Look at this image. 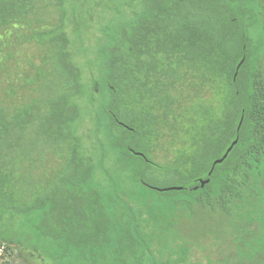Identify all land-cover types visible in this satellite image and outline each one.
I'll use <instances>...</instances> for the list:
<instances>
[{"label": "trees", "instance_id": "1", "mask_svg": "<svg viewBox=\"0 0 264 264\" xmlns=\"http://www.w3.org/2000/svg\"><path fill=\"white\" fill-rule=\"evenodd\" d=\"M118 1L0 0V46L21 26L38 51L28 50L35 72L0 95V245L45 264L264 262V0L123 1L135 18L104 63L110 172L76 132L83 83L67 27L83 37L92 28L80 31L77 17L120 14ZM183 89L194 96L186 107ZM166 124L188 138L162 165L153 127Z\"/></svg>", "mask_w": 264, "mask_h": 264}, {"label": "rangeland", "instance_id": "2", "mask_svg": "<svg viewBox=\"0 0 264 264\" xmlns=\"http://www.w3.org/2000/svg\"><path fill=\"white\" fill-rule=\"evenodd\" d=\"M123 1H118L121 4V8H119L120 14H116L114 9L112 10L106 6L107 8L103 10V7L97 9L96 17H94V14H87L88 18L86 21H83V17L78 16L76 24L78 23L80 31L84 27L90 26L92 28L83 37L73 31V26L70 22L67 27L71 39L70 49L73 61L81 69L83 83L82 94L74 99L81 113L80 118L75 124L76 132L82 138L86 153L93 157L98 171L108 169L110 172H113L116 166L117 151L112 147L113 138L110 134V128L106 126L109 116L106 114L105 107L109 101V92L104 82V63L105 53L113 45L117 29L123 23L135 18ZM125 1V3L133 2L136 4H131L133 10L142 9L140 6L141 0ZM71 18L72 20L74 19V17ZM22 33H29V29L22 28L21 26H12L3 34V40L8 41V44L7 46H0V60H3L5 54L8 53H11L12 57L7 62L9 69L0 68V95L9 83L8 80H13L17 83L21 81L22 76L35 72L30 65V59L33 55L30 56L28 50H35L37 54V47L36 49L32 46L28 47V43H23L22 36H19ZM8 73L10 74L9 76ZM183 95L181 97V105L186 107L194 99V96H187V89H183ZM211 97V92L205 90L203 93L204 100L207 101ZM165 126L168 129H160L161 135L154 141L151 152L153 159L162 165H166L176 157L178 149L184 146V140L188 138L185 129H177L167 124ZM59 165L60 162L54 156L48 163V166L53 167H59ZM173 182V180H162L159 182V185L170 186ZM0 264L45 263L39 258L30 257L21 247L0 245ZM257 264H264V262L262 261Z\"/></svg>", "mask_w": 264, "mask_h": 264}, {"label": "water", "instance_id": "3", "mask_svg": "<svg viewBox=\"0 0 264 264\" xmlns=\"http://www.w3.org/2000/svg\"><path fill=\"white\" fill-rule=\"evenodd\" d=\"M242 62H243V60H242L241 63L238 65V68L240 67V65L242 64ZM241 124H242V120H241V122H240L239 128H240ZM237 142H238V138H236V139L232 142V144L230 145V147H228L227 151L224 153V155H223L222 157L217 158V159L214 161V163H213V167H212V169H211V171H210V174H211L212 171L214 170V167H215L216 164L221 163V162L224 161V159L228 156L229 152L232 150V148L234 147V145H235ZM209 181H210V179H202V178H201V179H200L201 186H205ZM173 188H174V189H175V188H182V186H171V187H166V188H163V189H173Z\"/></svg>", "mask_w": 264, "mask_h": 264}, {"label": "flooded vegetation", "instance_id": "4", "mask_svg": "<svg viewBox=\"0 0 264 264\" xmlns=\"http://www.w3.org/2000/svg\"><path fill=\"white\" fill-rule=\"evenodd\" d=\"M111 98V97H110ZM111 113H113V111L111 110ZM118 121V123L120 124V125H122L124 128H129V126H127L124 122H122V121H119V120H117ZM143 129H146V128H143ZM153 129H168L166 126H162V125H156V126H154L153 127Z\"/></svg>", "mask_w": 264, "mask_h": 264}]
</instances>
